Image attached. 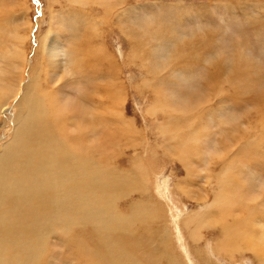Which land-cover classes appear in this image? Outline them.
Listing matches in <instances>:
<instances>
[{
	"label": "rangeland",
	"instance_id": "rangeland-1",
	"mask_svg": "<svg viewBox=\"0 0 264 264\" xmlns=\"http://www.w3.org/2000/svg\"><path fill=\"white\" fill-rule=\"evenodd\" d=\"M12 3V7L0 11L3 15H0V155L3 148L12 142L21 121L23 105L20 103L24 101L23 91L29 83H37L36 96H42L45 101L44 105L36 98L40 105L36 108L48 111L50 105L57 102L62 104L68 116L77 106L91 109L93 114L95 98L107 103V97H97L92 93L97 89L106 90L108 95L113 92L114 111L118 115H109L108 118L109 128L115 135L108 140L106 164L95 158L102 165L99 166L101 169L110 168L121 175L120 184L125 191L112 197L116 206L113 207L115 211L107 209L110 214L121 212L128 215L131 205L155 204L159 220L151 229L160 230V226L161 230L166 229L162 234L164 252L172 253L177 264H259L250 250L241 249L233 258L214 254L212 245L220 242L222 228L219 231L216 228L196 229L192 224L203 215H209L207 220H212L210 214L213 212V216L218 218L221 215L222 209L218 204L211 207L218 196V186L221 185L217 183L221 179L234 186L228 192L238 200L234 208L240 213L235 217L243 220L247 211H257L254 230L258 231L264 225V124L260 119L263 108L261 99L256 98L260 90L264 91V0H79V7L75 0H13ZM80 6H83L82 11ZM77 10L85 11L90 18L87 27L83 25L85 15L81 16ZM75 30L77 39L76 35L71 37ZM52 38H55V43ZM58 42L63 46L59 47L60 52L56 49ZM80 45L82 49L86 47L84 54ZM51 47L57 51L53 52L55 65L47 63ZM98 47H101L103 57L97 53L101 59L97 56L94 59L93 52ZM66 49L67 52L70 49L74 60L76 57L79 60L76 49L80 56L90 54L91 60H96V65L101 67L100 71H96L94 65L86 69L87 61L79 60L77 72L81 74L76 75V62ZM234 63L241 69V63L249 64L251 76L258 78L259 83L254 84L256 89L253 88L252 92L243 90L239 95L231 94L233 89L229 78L237 68ZM49 66L55 67L51 69ZM151 68H154V73H149ZM238 86L244 88L245 84L239 82ZM158 91L164 94L166 103L157 109ZM219 91L221 94L218 96ZM103 92H100L102 96ZM175 107L187 110L184 115L182 111L175 114ZM181 119L184 123L178 127L179 134H175L177 147L173 143L170 149L165 143L166 135ZM68 126L73 127L66 125V129ZM160 130L164 131V138ZM67 132L75 133L76 128ZM143 140L145 148L140 150ZM42 141L49 144L53 139ZM179 141L183 149L179 148ZM244 144L258 149L253 165L247 162V158L236 160L234 157ZM138 156L148 163L149 175L141 170V177L137 178L131 171L126 177L129 180L125 187L123 172H118L128 168L131 162H140ZM226 158L232 164L227 166ZM134 180L140 185L135 186ZM155 184L159 189L154 188ZM123 195L137 197L123 206L118 201ZM107 202V197L100 200L103 206ZM226 211L224 208L223 212ZM149 218L143 219L144 225L148 224ZM184 219L183 229L180 224ZM187 219L190 222L187 223ZM108 220L109 233L115 236L128 234V230L122 229L116 220ZM88 226L89 223L80 232L76 251L81 254L86 252L88 244L95 243L91 231L86 232ZM137 226L135 221L129 224L133 230ZM117 230H120L118 235ZM139 234L133 243L143 244L149 233L141 231ZM191 239L199 243H192ZM51 242V246L57 244V241ZM151 251L153 254V249ZM64 253L63 260H55L49 255L47 263H44V257L41 264L76 263L74 258H66Z\"/></svg>",
	"mask_w": 264,
	"mask_h": 264
},
{
	"label": "bare ground",
	"instance_id": "bare-ground-1",
	"mask_svg": "<svg viewBox=\"0 0 264 264\" xmlns=\"http://www.w3.org/2000/svg\"><path fill=\"white\" fill-rule=\"evenodd\" d=\"M75 1V5H78L79 7V0ZM12 2L13 0H0V11L12 7ZM81 7L83 6H80V10ZM76 12H78L81 16H86L85 11L81 13L79 10H77ZM74 15L75 13L71 16ZM85 16H83V25L87 27L90 23V18H88V16ZM85 18H87L86 21ZM117 18L119 19L120 15ZM90 26L92 27L91 24ZM76 30L78 31V29ZM76 30L73 31L71 37H74L76 35L77 39V34H75ZM18 39L22 40V37L18 36ZM52 39V42H54L55 38ZM73 39L71 40L74 41ZM59 44L60 42H58V48H56L58 49V52H60L59 47L62 46L61 44ZM76 45L78 44L76 43ZM80 46L82 49V45ZM84 47L82 50L79 48L83 54L86 51V49L85 51H83ZM95 50L96 51L93 52L94 59L98 55L97 53H99L100 56L103 55V53L101 52V47H98V49L96 48ZM54 51L56 50H54L53 47L48 50V56L50 58L48 59V64H57L55 63L56 61H54L53 58ZM67 51L68 50L66 49V53L68 55L73 56V62H76V68L74 67V72L76 75L81 74L77 72L79 68V60L87 61L85 66L88 67H86V69L92 68L93 65L95 66L96 71L101 68L99 67V65H96V60H91L92 56H90V54H87L86 57L80 56V51L76 49L74 51L78 52L79 60L77 59V57L76 60H74V55H72L70 49L69 52ZM138 54H140V52ZM143 56L146 57V54L143 53ZM98 57L99 56H97V58ZM222 57L224 58V56ZM83 63L84 62H81L82 65ZM237 65V68H234L235 71L232 74V77L229 78L231 79V88L233 89V92L231 94L238 93L239 95V93L243 90L245 92H252L253 88L256 89L254 84L259 83L258 78L251 76V72L249 70L251 69V67L248 66L249 64L247 65V63H241L242 69ZM49 67L53 69L55 66ZM153 69L151 68L149 73H154ZM69 70L73 73V70ZM101 70L103 71V69ZM237 80L242 85L245 84V87L240 88L238 86L239 82ZM83 84L86 85L85 82H83ZM36 87L37 83H29L28 86H25L23 91L24 99L22 98L24 101L20 103V105H23L22 117L20 118L21 121L19 122V124L17 123L18 127L17 130L15 129L16 132L13 138H11L13 139L12 142L3 148V151L0 155V264H41L44 257L46 258L44 263H47L49 255L55 260H60L62 259L64 252L66 253V258H69L71 256L76 260L75 264H177V259H174L172 253H170L171 255H169V253L165 254L164 252L165 244L162 240V234H165L166 229L161 230V226L159 227L161 228L160 230L152 231L151 229L155 221L159 220L158 214L155 210V204L154 206L140 205L139 203L136 205H131L128 208V215H122L121 212L120 214L115 215L110 214V212L108 211H115L113 207L116 206V204L114 203L112 197L118 193L125 191L120 184L121 175L115 173L110 168H106V170L101 169V167L99 166L102 165L99 164L98 161H95V158H97V160L100 159L103 163L106 164L107 156H105V150L107 147H109L108 143H110L108 142V140L110 137L115 135L113 133V129L111 128L110 130L109 128L110 118H108L109 115H118V113H115L114 111L116 102L113 92L108 95L106 90L103 92L104 89H97L92 93L95 94V96L97 95V97H107L109 99L107 103L101 102L99 99L95 98L94 102H96V106L93 108V114L91 109H83L82 107L77 106L73 114L71 116H68L66 113H64V107L62 106V104H59L57 102L51 104L48 111H45L43 108H36L37 106H40L39 104H37L36 98L42 100V103L45 105L43 97L36 96ZM259 87L261 88V85ZM99 91L103 92V96ZM219 92L220 93H218V96L221 94V91ZM259 93L260 94H258L256 98L261 99L260 103L262 104L263 111H261L260 113V119L262 121V124H264V91L260 90ZM156 95L159 99L156 108H162V106L166 103V98L160 91H158ZM1 96L2 95H0V97ZM81 99L84 98L82 97ZM186 110L187 109L183 110L176 108V110L173 111L175 114H177L178 111H182V115H184ZM88 115H91V117L88 118ZM16 118L15 123L17 121ZM183 123L184 120L182 119L178 121L177 125L172 127L173 131H171L170 134L166 135L167 141L165 143L166 146H169L170 149L172 148L171 145H173V143L177 147L175 134H179L178 130H180V128L178 127H181V124ZM66 125H72L73 127L68 126V129H66ZM113 125L114 124H112V126ZM74 127L76 128V132L72 133L74 130L71 132V129H74ZM67 130L71 133H68ZM160 132L162 138H164V131L160 130ZM244 132H246V130ZM251 132L253 133V131ZM48 138L53 139V141H49V144L45 143V141H42L43 139L46 140ZM183 138H185L184 135ZM241 138L245 139L243 137ZM179 142V148H181V141ZM262 142L264 144V141ZM141 143L142 144H140V150L145 148L144 140ZM263 144L262 146H264ZM128 145L134 146V144L131 145L129 143ZM175 146L174 149L176 148ZM262 146H260V148ZM185 150L186 148L183 150V152ZM257 150V148L254 149L253 147L244 144V146L234 154V157L236 158V160H243L247 158V162H250L252 164L253 162H255L254 156ZM180 151L182 152L181 149ZM245 151L247 154L245 153ZM138 158L140 162L134 161V164L131 162L128 168H122V170L118 172H123L122 179L123 185L125 187H127V182L129 180L126 177H129L131 171L137 175V178L141 177V170H145V173L149 175L148 172H150V170L147 168L148 163L145 161V158H142L140 156H138ZM150 159L151 157L146 158V160ZM113 161L115 162L114 159ZM228 164H232V161H227V166ZM113 165L116 164L114 163ZM147 179L148 177L146 175V181ZM146 181L144 183H146ZM217 184H220L221 187L218 186V193L216 192L218 196L214 198L213 202L211 201V207L218 204L222 209L221 215H219L218 218L216 216H213L215 213L213 212L212 214H210L212 216V220H207L210 219L209 215H203L199 218V220L193 222V227H195L196 229L216 228L218 229V231L222 228V232L219 234L220 242L217 241V243H213L212 245V251L214 254L219 253L225 256L230 255L233 258V256L236 255L235 252L240 251L241 249H244L245 251L250 250V252L253 253L258 259L257 262L259 264H264V225H262V228L260 227L258 231H255L253 226V223L257 221V211H253L254 209L250 210L253 212L247 211V216L243 220L236 218L235 215L240 213L235 211L239 209L234 208V205L238 204V200L235 196H230L228 192L230 188H234V186L232 185V187L230 184L223 182L221 179L220 181L218 180ZM134 185L137 186L140 184L136 180H134ZM154 188L159 189L157 185ZM102 197L108 198V202L105 206L101 205L100 203ZM136 197L137 195H123L118 199V201L123 206H125L131 198L136 199ZM224 208L227 210L225 213L223 212ZM147 216H149L150 218L148 224L144 225L143 219ZM110 218L116 220L118 224H121L122 229H127L128 234H119L120 230H117V235L119 234V236H115L114 233H109L110 223L108 219ZM134 221L138 223V226L135 230L129 227V224ZM188 222H190V220L187 219V223ZM87 223H89L90 226H88L86 232L91 231L95 243L88 244L86 252L84 254H81L76 250H78L77 247L79 244L78 241L80 238L81 229L86 228ZM185 223L186 219L182 220L180 224L181 228L184 229ZM141 231L148 232V237L144 239L143 244L133 243L132 240L138 239L140 236L139 232ZM158 231H160L161 234H156V232ZM82 234L84 233H81V235ZM87 236L90 238L88 234ZM51 240H53L52 242L57 241V244H54L55 246H51ZM191 240L192 243H199V241L197 240ZM146 243L150 245H146ZM151 249H153L155 253H153L154 255L151 254ZM59 252H61V254ZM232 252H234L233 255L231 254ZM162 260H165V262L163 263ZM188 262L189 261L187 260V263Z\"/></svg>",
	"mask_w": 264,
	"mask_h": 264
}]
</instances>
